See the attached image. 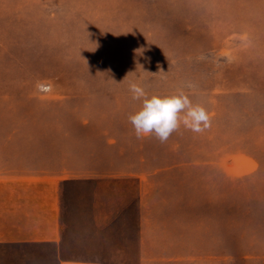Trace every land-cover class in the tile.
I'll return each mask as SVG.
<instances>
[{"label":"rangeland","instance_id":"374dc122","mask_svg":"<svg viewBox=\"0 0 264 264\" xmlns=\"http://www.w3.org/2000/svg\"><path fill=\"white\" fill-rule=\"evenodd\" d=\"M133 82L149 99L183 91L209 127L137 138ZM6 158L76 176L64 192L82 209L106 199V249L126 248L106 264H136L117 235L137 234L140 196L186 236L159 264H264V0H0Z\"/></svg>","mask_w":264,"mask_h":264},{"label":"crops","instance_id":"0c3cea01","mask_svg":"<svg viewBox=\"0 0 264 264\" xmlns=\"http://www.w3.org/2000/svg\"><path fill=\"white\" fill-rule=\"evenodd\" d=\"M109 142L114 144L108 148L115 151L114 158H122L120 147L115 148L116 141ZM6 159L9 161L0 167V248L7 251L1 264H106V253H124L126 248L106 249V226L114 223L111 215H106V199L95 198L82 209L64 192L76 176L64 178L62 169L57 172L52 161ZM117 173L113 171L109 177ZM136 205L137 234L130 237L119 231L117 238L123 243L130 238L137 244L136 264H159L154 256L176 253L173 245L167 248L165 243H170V238L183 241L186 236H172L160 229L159 215L151 206L147 209V200L142 196ZM89 240L96 243L97 250H87Z\"/></svg>","mask_w":264,"mask_h":264},{"label":"clouds","instance_id":"9594fccd","mask_svg":"<svg viewBox=\"0 0 264 264\" xmlns=\"http://www.w3.org/2000/svg\"><path fill=\"white\" fill-rule=\"evenodd\" d=\"M140 66L143 68L142 65ZM129 88L134 100L143 98L141 110L129 116L137 138L154 133L161 143L166 142L169 136L180 127L181 120L183 125L193 132H202L204 128L209 127L210 117L204 107L199 104L193 105L183 91L165 97L153 95L149 99L138 83H131ZM181 112H184L182 117ZM202 124L203 127H201Z\"/></svg>","mask_w":264,"mask_h":264}]
</instances>
